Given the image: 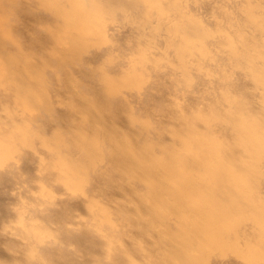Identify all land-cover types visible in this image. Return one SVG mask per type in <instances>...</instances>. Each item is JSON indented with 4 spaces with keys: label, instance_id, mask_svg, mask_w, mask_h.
Masks as SVG:
<instances>
[{
    "label": "bare ground",
    "instance_id": "1",
    "mask_svg": "<svg viewBox=\"0 0 264 264\" xmlns=\"http://www.w3.org/2000/svg\"><path fill=\"white\" fill-rule=\"evenodd\" d=\"M0 264H264V0H0Z\"/></svg>",
    "mask_w": 264,
    "mask_h": 264
}]
</instances>
